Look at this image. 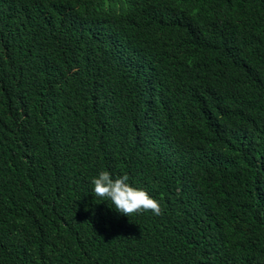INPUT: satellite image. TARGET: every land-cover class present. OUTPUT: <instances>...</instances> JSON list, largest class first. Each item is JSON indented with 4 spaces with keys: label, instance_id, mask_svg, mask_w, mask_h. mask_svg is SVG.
<instances>
[{
    "label": "trees",
    "instance_id": "trees-1",
    "mask_svg": "<svg viewBox=\"0 0 264 264\" xmlns=\"http://www.w3.org/2000/svg\"><path fill=\"white\" fill-rule=\"evenodd\" d=\"M0 264H264V0H0Z\"/></svg>",
    "mask_w": 264,
    "mask_h": 264
},
{
    "label": "clouds",
    "instance_id": "clouds-1",
    "mask_svg": "<svg viewBox=\"0 0 264 264\" xmlns=\"http://www.w3.org/2000/svg\"><path fill=\"white\" fill-rule=\"evenodd\" d=\"M128 181V175L114 179L109 171H101L92 181L94 196L102 201L110 200L115 211L127 217L147 211L161 215L160 203L145 190L131 186Z\"/></svg>",
    "mask_w": 264,
    "mask_h": 264
}]
</instances>
